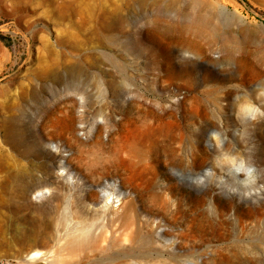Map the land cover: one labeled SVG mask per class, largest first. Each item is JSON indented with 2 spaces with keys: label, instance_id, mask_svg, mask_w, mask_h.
Returning a JSON list of instances; mask_svg holds the SVG:
<instances>
[{
  "label": "rangeland",
  "instance_id": "rangeland-1",
  "mask_svg": "<svg viewBox=\"0 0 264 264\" xmlns=\"http://www.w3.org/2000/svg\"><path fill=\"white\" fill-rule=\"evenodd\" d=\"M52 62L69 89L42 78ZM178 71L184 75L169 82L162 77ZM263 72L264 0H0V264H110L116 244L74 248L71 236L79 220L88 234L107 235L102 246L113 241L104 230L121 192L132 198L128 215L139 227L136 244L155 246V230L163 232L161 242H170L191 223L223 232L195 244L191 253L200 264H212L219 245L227 249L221 264H264V113L238 111L242 92L264 108L258 87ZM187 75L195 88L181 79ZM108 83L127 90L103 97L99 90ZM191 95L198 114L183 104L176 120L149 116L144 138H137L143 153L132 166L115 167L109 148L85 142L58 151L55 142L65 135L55 131L53 141L39 140L40 123L50 118L57 130L84 140L95 118L102 123L98 111L111 108L106 117L116 124L132 96L162 112L169 98ZM10 126L21 130L22 142L11 143ZM218 127L223 131L215 136ZM112 128L100 127L104 140ZM168 143L173 152L164 148ZM52 152L55 162L43 164ZM20 170L53 176L23 197L17 192L35 180ZM220 219L223 228L216 225ZM32 226L50 235L44 249L53 250L52 260L19 262L32 242L20 230ZM153 257L167 254L146 253L139 263L125 264H152Z\"/></svg>",
  "mask_w": 264,
  "mask_h": 264
},
{
  "label": "bare ground",
  "instance_id": "bare-ground-1",
  "mask_svg": "<svg viewBox=\"0 0 264 264\" xmlns=\"http://www.w3.org/2000/svg\"><path fill=\"white\" fill-rule=\"evenodd\" d=\"M107 49H109V47H107ZM192 53L195 55V57H198V58L201 57V55L197 53L196 51H193ZM217 60L218 59L214 61H217ZM237 61H238V65L236 67H238V69L240 70L242 68L240 65V63H242V60L241 58H238ZM197 63L198 62H196L195 64ZM242 65L244 64L242 63ZM44 69L45 71L42 75V78L44 80L49 79L54 86L60 83H64V84L66 83L65 84L66 89H69L71 87V84L69 82H65L68 80L62 77V75L59 73V70H60L59 64L57 63L55 64V62H52V64H46ZM182 75L184 74H180V71H178L174 75H171L169 72H165L162 74V77L164 78L165 81L169 82L173 78L176 79L177 77L179 76L181 77ZM181 79L186 84H188L189 87H191V89L195 88V85L197 84L196 81H192V82L189 81L191 79V76L189 75H187L186 78H181ZM116 87L113 88L111 83H108L105 87L100 88L99 93L103 97L105 96L106 92H108L112 97H120L122 93L127 90V86L121 87L120 89H118L119 87L118 88ZM258 87L260 90L259 94L264 95V84H259ZM34 93L35 91H32V94ZM242 96L245 97L242 100L244 103L241 102L238 104V111L240 113L242 112L251 113L254 117L262 116V113H264L262 102L258 103L254 100L247 99L246 98L247 94L244 92H242ZM171 99L172 98H169L167 100L169 103L168 104L169 109H164V111L162 112H157L154 110L153 107L146 105L144 101L142 100L138 101L132 96L129 100L123 102L124 109H123L120 119L116 122V124L110 123L111 121L109 122L106 117L107 113L111 114V111H112L111 108L106 110L107 112L106 114L104 113V111H98L97 114L101 117L102 123H99L97 121V118H95L94 122L92 123V126H90L89 129L87 130V134L88 133L89 134L88 136H85L84 140L82 137H78L74 133H71L69 131L66 133L64 130L63 131L61 129L57 130V128H60V126L56 125V123H53V119L50 118L40 123L41 129H40V134H39V140L47 141V142L53 141L52 140L53 132L55 131L59 134L65 135L64 139L62 140L59 139L58 141L55 142L54 147L58 151H60L62 148H65L67 146H76V145H79L85 142V143L91 144L92 147H94L96 150H99V151H101L102 149L106 147L109 148L112 151V154L114 155V159L110 163L114 164L115 167L124 166V165L132 166L134 164V160H133L134 157L141 156V154L143 153L142 148L137 142V138L140 135L142 136V138H144L145 132L149 127V123H148L149 116H151L154 120L155 119H167L168 122L176 120L177 109L179 110V106L183 104L187 105V107L190 110V113L193 115L198 114V112L200 111V106L197 103H195L196 96L192 97L191 95L177 102H174ZM213 101L217 108L222 107V104L219 102L218 97L216 96L213 97ZM79 102L81 103V106H84L83 96H79ZM103 125H106L107 127H110L112 125L113 127L111 130H109V134L106 140H104L103 135L100 133V127ZM215 130H216V132L214 133L215 136H218V134H220L221 131H223L219 127L216 128ZM20 131L21 130L19 128L14 127V126L12 127L10 126L8 130L6 131V133L10 135V138H11L10 140L12 144L23 141L20 138ZM129 132H131L130 133L131 135L128 136L127 134ZM170 147H171L170 143H168L167 145H164V148H167L169 152H173L174 150L171 149ZM252 156L254 155L252 154ZM50 157H51V160H48V159L44 160L43 164H53L55 162L54 159L57 157V153L52 152L50 154ZM248 157H251V153H248ZM253 159L254 161H256L255 158ZM139 160L141 159L139 158ZM63 164H70V160L65 159ZM240 164H241V161H240ZM19 174L23 175L22 177L24 178L35 180L17 192L18 195L23 196V197L27 196V194L30 191L35 190V189L37 190L39 186L43 184H48V182L51 181L50 179L53 176L48 171L41 173L40 176H36L32 172H27L24 170H20ZM247 174L248 176H254L253 172L251 171L247 172ZM67 197L66 199H64L65 201L62 205V209H60V210H63L64 213L68 212L69 210V199ZM127 197H128L127 193L125 192L120 193L119 198H117L119 200L118 210L112 213L111 217L109 218V222L107 223V225H105V227L106 226L107 227L105 228L104 231L105 232L110 231V233H112L113 241L107 242L105 246H102L101 243L106 241L107 235L105 236L103 232L101 234H94V235L88 234L85 230L79 227L81 226L79 224L80 222L79 220L78 221L76 220L74 234L71 236V243L73 247L83 248V249L95 247L98 249V247L96 246H99L100 248H103V249H110L112 248L111 246L113 244H116L115 248L114 249L112 248L113 250L109 253V256H108V261L110 264H125V261H128V263H131V262L139 263L141 260L144 259V257L146 256V253L147 254L155 253L157 256L162 255L163 253L167 254V259H162L160 257H153L154 259H153L152 264H200V262L202 261L200 256L199 255L195 256L191 253L192 252L191 250L195 249V244L201 241L203 238L205 239L210 236L211 237L218 236L223 233L220 230V228L208 229V228H204L201 226L198 228V227H192V224L189 223L187 224L186 228H184L183 230L177 233V236H174V235L170 236L171 237L170 242H161L159 238L162 237L163 232H159L158 230H155L152 233L153 237L157 239V241L155 242V246L147 247V246L138 245L135 242H136L137 237L139 236V227L135 226L131 216L128 215V211L132 207V198L130 197L127 198ZM216 209L218 212H220L218 206ZM173 210L175 211V207ZM237 220L242 221L239 217H237ZM239 224L241 226V228L238 227L239 230H243L244 227L242 223H239ZM216 225L223 228V226L225 225V221L221 219L217 220ZM20 232L24 233L27 237L31 238L32 242L28 245L27 250L23 251L22 255L19 258V262L21 261V258L23 257L24 258L27 257L26 260H29V261H33V260L35 261L39 258L41 260H46V261L52 260V258L49 259V255L53 253L52 252L53 250L44 249V246L47 245L50 240V235L48 234V232L40 228H37L35 226H32L27 229H22L20 230ZM181 245L185 246V248L182 249L180 247ZM95 251L96 249H93L91 251V254L89 255H92L94 257L97 254V252ZM184 251H187V252L181 253ZM226 252H227V249L223 245H219L218 247L214 248L213 253H211L213 254V256H211L212 264H221L224 255H226ZM57 253L58 252L54 250V254H57ZM54 254H53V257L55 258L56 256H59V255H54ZM56 259L55 261H59L58 257Z\"/></svg>",
  "mask_w": 264,
  "mask_h": 264
}]
</instances>
